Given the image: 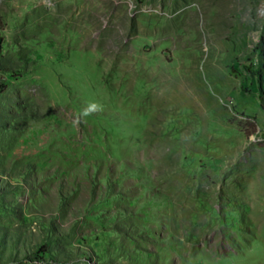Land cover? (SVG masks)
I'll use <instances>...</instances> for the list:
<instances>
[{
	"label": "rangeland",
	"instance_id": "rangeland-1",
	"mask_svg": "<svg viewBox=\"0 0 264 264\" xmlns=\"http://www.w3.org/2000/svg\"><path fill=\"white\" fill-rule=\"evenodd\" d=\"M263 33L264 0H0V264H264Z\"/></svg>",
	"mask_w": 264,
	"mask_h": 264
},
{
	"label": "trees",
	"instance_id": "trees-1",
	"mask_svg": "<svg viewBox=\"0 0 264 264\" xmlns=\"http://www.w3.org/2000/svg\"><path fill=\"white\" fill-rule=\"evenodd\" d=\"M263 48H264V33L262 34V36H261L259 42H258L257 45H256V49L259 50V52H261V50H262ZM253 74H255V73L253 72ZM255 75H256V74H255ZM246 90H248V89L243 88L242 91L245 92ZM262 103H263V105H264V101H262Z\"/></svg>",
	"mask_w": 264,
	"mask_h": 264
}]
</instances>
